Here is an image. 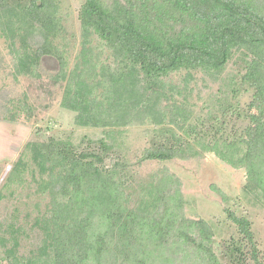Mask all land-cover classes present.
Wrapping results in <instances>:
<instances>
[{
	"label": "rangeland",
	"instance_id": "rangeland-1",
	"mask_svg": "<svg viewBox=\"0 0 264 264\" xmlns=\"http://www.w3.org/2000/svg\"><path fill=\"white\" fill-rule=\"evenodd\" d=\"M2 1L14 8L31 0ZM84 2L60 0L58 4L62 32L54 47L64 59L63 74L56 57H44L37 67L29 65L30 52L21 48L24 31L8 30L2 23L5 13L0 15V264H7L10 251L27 261L43 249L49 252L54 197L48 183L61 167L45 157L51 140L75 155H101L97 166L103 172L120 171L125 205L131 209L154 210L159 180L178 181L164 185L162 196H176L179 191L180 219L207 225L209 236L203 239L198 227H188L207 250L201 257L187 245L174 246L178 240L171 238L172 246L161 252L155 264H209L204 258L209 251L219 264H254L249 258L242 262L244 257L236 256L240 259L236 263L231 257L237 247L245 253L250 248L229 213L249 221L258 257L264 262V190L249 183L241 162L245 151L239 146L249 126L247 106L253 95L243 82L250 58L244 51L233 50L217 75L207 69L170 74L165 90L171 85L179 90L156 106L164 117L155 118L154 107L152 118L139 115L130 125L108 126L101 121L93 125L87 120L80 124L76 121L80 111L71 108L75 87L71 83L68 96L67 84L90 83L88 98L108 108L106 104L115 101L109 96L113 93L108 89L110 72L117 69L119 60L96 33L81 27L79 11ZM32 38L25 41L31 53ZM167 141L188 144L190 150L181 158L142 160L146 150Z\"/></svg>",
	"mask_w": 264,
	"mask_h": 264
},
{
	"label": "trees",
	"instance_id": "trees-1",
	"mask_svg": "<svg viewBox=\"0 0 264 264\" xmlns=\"http://www.w3.org/2000/svg\"><path fill=\"white\" fill-rule=\"evenodd\" d=\"M59 2L31 0L9 8L0 0V15L5 13L2 25L8 30L24 31L21 48L30 52L29 65L37 67L44 57H56L63 74L65 62L54 47L62 32ZM79 21L119 59L117 69L110 72L108 89L113 93L109 96L115 101L107 103L108 108L88 98L90 83L67 84L68 96L71 83L75 87L71 108L80 111L76 118L80 124L87 120L93 125L100 121L108 126L130 125L139 115L152 118L154 107L163 105L170 94H178L179 89L172 85L165 90L170 74L207 69L217 75L233 50L244 51L250 59L243 82L253 95L247 106V133L239 144L245 151L241 162L249 183L264 190V0H113L108 5L103 0H85ZM30 37L33 53L25 42ZM164 114L157 108L155 118ZM46 146L47 161L61 166L48 183L54 197L50 249L28 261L10 251L7 264H37L40 259L44 260L41 264H155L174 239L182 241L173 242L174 246L187 245L193 254L203 257L207 225L180 219L182 197L178 190L176 196H162L164 185L178 181L171 177L159 180L154 210L131 209L125 205L124 183L117 175L120 171L103 172L97 166L103 160L101 155H75L53 140ZM189 150L188 144L167 141L146 150L142 160L181 158ZM88 158L92 161H86ZM228 217L250 248L246 253L241 247L231 250L232 259L238 263L244 257L242 262L249 258L254 264H264L249 221L232 213ZM188 227H198L202 239L197 240ZM204 258L209 264H219L213 252Z\"/></svg>",
	"mask_w": 264,
	"mask_h": 264
}]
</instances>
